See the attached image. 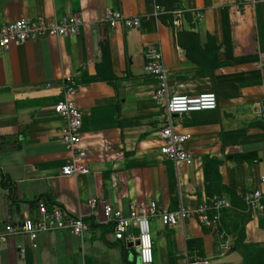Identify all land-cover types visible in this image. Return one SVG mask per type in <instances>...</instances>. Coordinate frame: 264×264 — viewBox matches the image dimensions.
Masks as SVG:
<instances>
[{
    "label": "crops",
    "instance_id": "obj_1",
    "mask_svg": "<svg viewBox=\"0 0 264 264\" xmlns=\"http://www.w3.org/2000/svg\"><path fill=\"white\" fill-rule=\"evenodd\" d=\"M180 1L182 11L190 14L184 15L180 30L196 32L201 46L207 34L214 36V45L222 43L220 9L229 7L233 55L221 49L219 66L209 76L197 78L199 69L177 44L168 18L162 14L155 21L156 0H0V24L72 14L83 21L76 36L0 50V233L26 216L35 218L39 204L82 217L90 226L82 238L68 231L42 233L35 241L4 237L0 264H127L135 260L136 246L114 239L103 206L126 212L130 204L155 202L160 210L172 212L210 205L216 195L230 207L213 228L201 226L196 218L172 228L151 222L153 264L196 259L242 264L234 250L242 219L247 220L245 242L264 243V230L258 226L263 214L240 211L231 202L232 195L241 201L246 190L264 192V121H257L252 109L256 103L264 105L262 4ZM108 9L139 17L140 26H109L104 21ZM102 39L107 40L106 52ZM154 48L163 54L172 93L217 97L213 111L176 117L175 132L188 136L190 165L175 166L160 154L162 110L153 98L157 84L145 73L144 57ZM102 64L115 75L114 86L100 81L97 69ZM67 76L77 83L71 99L82 114L81 140L89 169L76 178L60 173L70 155L60 140L66 122L54 112ZM241 154H255L256 159L235 160ZM92 200L94 208L89 206ZM196 238L201 250L192 247L189 256L187 240Z\"/></svg>",
    "mask_w": 264,
    "mask_h": 264
},
{
    "label": "built area",
    "instance_id": "obj_2",
    "mask_svg": "<svg viewBox=\"0 0 264 264\" xmlns=\"http://www.w3.org/2000/svg\"><path fill=\"white\" fill-rule=\"evenodd\" d=\"M262 4L264 20V0H253ZM162 7L153 4L152 16L155 21L164 14ZM172 17L171 26L174 30H180L183 22L184 11L176 9L169 13ZM104 21L109 26L121 25L124 29H135L140 26L139 17H127L117 10L108 9L104 13ZM83 21L78 14L61 18L35 20L21 19L14 22L0 24V50H7L13 44L25 42H37L43 38H62L76 36ZM145 73L156 80L154 100L162 110V127L159 132L162 146L160 154L163 159L173 165H190L193 156L185 149L188 136L175 132L176 117L197 113L201 111H213L217 108V97L214 93L186 96L174 94L170 91L167 80L169 70L164 63V58L159 48L149 49L145 53ZM77 90L76 79L67 76L63 81L60 100L54 107L56 115L65 120L66 126L62 130L60 140L70 155V160L61 168L60 173L67 177H79L89 173L86 166L87 154L81 140L82 114L76 103L71 99ZM257 121H264V105L256 103L252 107ZM264 183V179L261 180ZM245 206V212L251 215H264V192L259 189L246 190L241 195ZM96 201L89 202L94 208ZM230 207L226 198L214 196L212 204H200L193 209L178 208L172 212L160 210L155 202L146 205L130 204L126 212L103 206L105 223L111 224L114 239L117 242L136 243L137 257L140 264H153V243L151 236V222L158 220L163 228H172L182 224L189 218H196L197 222L211 228L219 222L220 213ZM90 230L89 223L82 217L73 218L60 209L48 210L44 204H39L35 218L24 217L15 225H5L0 233V245L2 238L12 236H26L35 241L39 234L54 231H68L76 237L82 238ZM186 264H210L207 259L186 261Z\"/></svg>",
    "mask_w": 264,
    "mask_h": 264
},
{
    "label": "trees",
    "instance_id": "obj_3",
    "mask_svg": "<svg viewBox=\"0 0 264 264\" xmlns=\"http://www.w3.org/2000/svg\"><path fill=\"white\" fill-rule=\"evenodd\" d=\"M156 4L162 7L165 11L163 14L169 20L171 26L172 17L169 14L171 11L179 9L183 10L180 0H156ZM186 18H189L190 14L184 12ZM223 41L220 45L215 44V38L213 35L207 34V42L204 46L200 45V37L194 31L176 30V41L179 47L184 51L186 58L193 62L199 69L197 78L203 76H209L210 70L216 69L219 66L217 54L221 49H224L227 56H232L233 39L231 35V22L229 18V7L224 6L220 9ZM102 50H107V40L102 39L101 41ZM98 67L100 75V81L105 82L114 86L115 75L109 70H106L104 64ZM191 114V113H190ZM123 121H120V126L123 125ZM256 159L255 154H241L235 158L237 161H254ZM231 202L233 205L238 206L237 209L245 212V206L238 197L232 195ZM236 202H239L238 204ZM246 219H242V224L237 232V236L234 242V250L239 252L242 258V264H264V243H246L245 225ZM258 226L264 230V215L258 220ZM214 227V226H213ZM212 227V228H213ZM216 227V226H215ZM192 247L201 250V240L196 238L187 240V248L189 256H192ZM137 260V261H136ZM192 261V260H190ZM127 264H140L138 262L137 255L135 260L127 262Z\"/></svg>",
    "mask_w": 264,
    "mask_h": 264
},
{
    "label": "water",
    "instance_id": "obj_4",
    "mask_svg": "<svg viewBox=\"0 0 264 264\" xmlns=\"http://www.w3.org/2000/svg\"><path fill=\"white\" fill-rule=\"evenodd\" d=\"M0 178H1V180H3V176H2V174H1V170H0ZM14 197H15V195L13 194L12 195V198L14 199ZM92 225V224H91ZM132 246H136V243L134 244V243H132Z\"/></svg>",
    "mask_w": 264,
    "mask_h": 264
}]
</instances>
